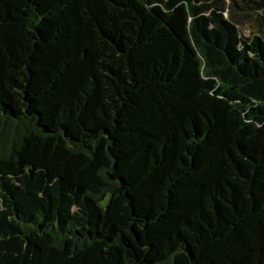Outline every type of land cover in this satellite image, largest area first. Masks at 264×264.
<instances>
[{
  "label": "trees",
  "instance_id": "1",
  "mask_svg": "<svg viewBox=\"0 0 264 264\" xmlns=\"http://www.w3.org/2000/svg\"><path fill=\"white\" fill-rule=\"evenodd\" d=\"M263 31L264 0H0V264H264Z\"/></svg>",
  "mask_w": 264,
  "mask_h": 264
},
{
  "label": "rangeland",
  "instance_id": "2",
  "mask_svg": "<svg viewBox=\"0 0 264 264\" xmlns=\"http://www.w3.org/2000/svg\"><path fill=\"white\" fill-rule=\"evenodd\" d=\"M238 27L241 31V34L245 38H251L252 36L256 34H260V28L257 25V23H255L254 18L253 19H250V18L240 19Z\"/></svg>",
  "mask_w": 264,
  "mask_h": 264
}]
</instances>
